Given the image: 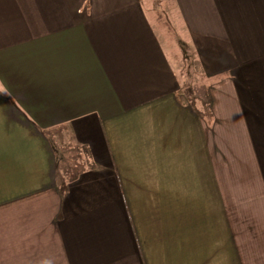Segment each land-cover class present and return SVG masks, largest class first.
<instances>
[{
  "label": "crops",
  "instance_id": "0c3cea01",
  "mask_svg": "<svg viewBox=\"0 0 264 264\" xmlns=\"http://www.w3.org/2000/svg\"><path fill=\"white\" fill-rule=\"evenodd\" d=\"M164 2L208 111L155 0H0V264H264V0Z\"/></svg>",
  "mask_w": 264,
  "mask_h": 264
},
{
  "label": "rangeland",
  "instance_id": "374dc122",
  "mask_svg": "<svg viewBox=\"0 0 264 264\" xmlns=\"http://www.w3.org/2000/svg\"><path fill=\"white\" fill-rule=\"evenodd\" d=\"M155 8L157 9L156 15L158 16V24H162V34L160 36L163 38L165 44H169V39L171 40V36L176 39L173 44V48H175L174 52H170L173 62L176 64V67L185 74L187 87L184 91V98L188 99L193 104H196L199 108H203L206 111L210 110V105L208 104L210 97L208 95V87L206 84L207 81L206 73H202V68L200 66L203 65L201 59L195 60L189 58L186 50L185 44L181 42L179 39L178 33L176 32V28L172 24V20L168 13V8L166 2L164 0H155ZM166 32V33H165ZM169 38V39H168ZM172 44V43H171ZM180 62V66H178L177 60Z\"/></svg>",
  "mask_w": 264,
  "mask_h": 264
}]
</instances>
